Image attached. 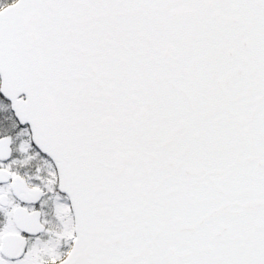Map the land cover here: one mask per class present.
Segmentation results:
<instances>
[{
    "label": "snow or ice",
    "instance_id": "1",
    "mask_svg": "<svg viewBox=\"0 0 264 264\" xmlns=\"http://www.w3.org/2000/svg\"><path fill=\"white\" fill-rule=\"evenodd\" d=\"M0 264H264V0H0Z\"/></svg>",
    "mask_w": 264,
    "mask_h": 264
}]
</instances>
